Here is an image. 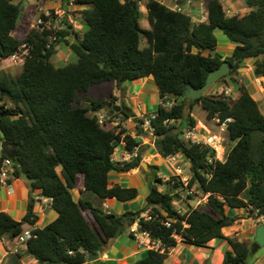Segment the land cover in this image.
<instances>
[{
  "label": "trees",
  "instance_id": "1",
  "mask_svg": "<svg viewBox=\"0 0 264 264\" xmlns=\"http://www.w3.org/2000/svg\"><path fill=\"white\" fill-rule=\"evenodd\" d=\"M141 1L147 9L150 28L141 24L138 0H75L84 6L82 36L63 29L56 43L48 48L49 32L32 28L23 36L15 34L21 5L14 0H0V62L24 42L31 47L16 77L0 70V92L10 93L9 97L0 95V126L5 133L0 142L8 140L20 160L19 165H13L15 177L27 174L35 178L31 188L40 189L58 212V217L45 227L32 229L33 236L24 244V253L41 264H90V254L99 256L109 240L136 221L142 230L150 231L152 239H160L170 248L178 240L173 228L163 221L171 218L187 243L204 247L213 239L227 240L230 247L224 252L222 264H250L254 251L251 244L225 236L223 229L238 219L232 212L237 208H245L255 217L264 216V114L246 86L240 87L234 97L204 93L191 101H187L184 91L187 85L201 87L208 73L222 64L215 29L236 43L226 56L232 71L247 59H255L254 73L264 77V0H244L249 10L242 15H229L221 0H203L207 19L198 23L190 13L161 0ZM62 41L77 59L56 65L53 56ZM214 49L216 55L212 54ZM150 76L161 98H173V105L160 104L151 120L158 151L164 158L179 153L189 161L190 185L198 183L204 192H210L208 202L188 215H178L173 203L176 195L159 189L163 179L156 172L142 209L104 212L89 200L76 201L71 189L79 175L83 176L85 190L101 199L130 201L139 195L137 187L111 185L110 174L140 166L144 149L141 139L124 128L100 124L97 112H108L109 121L112 114L122 119L132 117L137 135L146 133L144 119L136 117L127 105L122 103L120 112L108 108L103 99L76 106L78 93L105 81L121 84ZM199 109L212 122L216 116L222 120L233 118L225 134L233 145L224 161L213 159L209 163L215 155L212 149L182 138L185 127L196 125ZM122 140L127 150L139 146V153L127 161H115L113 154ZM8 157H0V166ZM146 209H150L151 219L141 216ZM38 220L31 198L21 221L0 212V237L17 241L26 230L24 225H35ZM182 220L189 226L184 227ZM167 256L168 251L149 250L147 256L131 264H164ZM93 262L108 264L102 260Z\"/></svg>",
  "mask_w": 264,
  "mask_h": 264
},
{
  "label": "crops",
  "instance_id": "2",
  "mask_svg": "<svg viewBox=\"0 0 264 264\" xmlns=\"http://www.w3.org/2000/svg\"><path fill=\"white\" fill-rule=\"evenodd\" d=\"M18 1L19 2L16 3H20L21 7H23L21 0ZM69 1L70 0H38V7L31 10H28V7L24 6V11H22V13H24V16L22 15V17H20L21 19L19 21L18 31L23 34L32 27V24H30L31 19H34L39 9L44 7L50 9L56 8L68 10ZM169 1H171L172 3L173 0ZM169 1L168 3L164 1L162 2L170 6ZM202 1L203 0L192 2L194 6L197 5V7H194L190 10V14L192 15L193 21L195 23L207 19V12H205L206 15H203L198 5V3L200 2H204ZM83 7L84 6L77 5L76 8L83 9ZM81 14L82 13H80V16ZM80 23V25L82 26L83 22ZM141 24L145 28H150V23L149 25H144L141 22ZM17 32H15V34H17ZM151 78L153 77L150 76L142 78L141 83L138 84H133L132 80L131 84L134 85V88L131 91L128 89V87L120 86L121 92L114 93V95L123 93V99L120 102H117V104L121 105L123 103L127 105L136 114V117L144 119L143 112H141V110L140 112L137 111V107L139 105H144V103L141 101L140 95L143 94L145 88L148 87L147 84H149L150 87L152 84H155L154 86L156 87L157 93L159 94L158 106L161 104L159 88L156 83L150 81L153 80ZM135 86L137 87L135 88ZM113 115L114 116L111 120L113 124H108V127H119L120 129L124 128L132 136L140 138L142 141L141 145H144V149L142 152V162H145L144 160H147L149 163H147V166H142L140 164L139 167L133 168L127 172H111L110 183L111 185L120 184L126 187H137L139 190L138 197H140L142 195L140 194L141 186L148 185L149 187L150 183L153 182L157 158L161 157V154L159 153L158 149L154 150L153 139L149 137L145 138L144 135H137V126L134 118L131 117L122 119L116 114ZM115 124L117 125L115 126ZM1 143L2 142H0V157L2 156ZM120 148L121 149L119 156L116 155L117 151L113 154V159L115 161H123L125 148L122 146H120ZM58 171L61 173V167L58 168ZM169 173H171V171ZM89 192L91 191L85 190L83 176L79 175L77 177L75 187L71 189L73 198L76 201H78L79 199H86L91 201L95 207L102 208L104 212L115 213H123L129 210H139L146 206V196L144 203L139 207H135L134 205L128 203L129 201H119L116 198L101 199L98 197V199H93L89 196ZM40 193V189L33 190L31 188V184L23 180L21 177H16L13 181H11L10 185L0 184V212H6L14 219L21 221L27 213L28 204L30 199L32 198L34 200V211L38 214L39 220L35 225L26 223L24 225V228H43L58 217V212L52 207L51 199L42 196ZM146 211L147 209L142 212V214ZM232 212L238 215V219L233 225L223 229L224 235L227 237L236 238L239 241H245L253 245L255 234L254 228H256L257 225L264 223V218L255 217L254 215L250 214V212L245 208H237ZM229 247L230 246L227 240L220 238L211 240L208 245L204 247L187 243L183 241L182 238H179L177 245L170 249L164 264H222L224 259V252ZM25 249L26 245L19 243L14 239H11L9 237H0V263L41 264L33 256L25 254ZM148 252V249L140 246L137 243V241L130 233V228H128L123 234L109 240L104 250L94 260H102L104 262H107L108 264H131L147 256ZM94 260H88V262H90V264H95L93 262ZM250 264H264V246L255 247L250 260Z\"/></svg>",
  "mask_w": 264,
  "mask_h": 264
},
{
  "label": "built area",
  "instance_id": "3",
  "mask_svg": "<svg viewBox=\"0 0 264 264\" xmlns=\"http://www.w3.org/2000/svg\"><path fill=\"white\" fill-rule=\"evenodd\" d=\"M138 2L141 7L143 2L141 0H138ZM77 5L78 4L75 3V0H70L68 2V10H53L44 7L39 9L38 15L35 18L32 28L38 30L39 32H49L47 37L48 48L54 45L58 40L59 31L67 28L72 31H77L82 27L78 22L76 16L73 14V11L77 9ZM174 9L182 10V8L178 5H176ZM30 50V45L27 42H24L11 56L3 59L2 62H12L14 64L23 65L26 61L27 56L30 55ZM168 98V96L161 98V104L164 107H171L173 105V102H170ZM96 115L100 124H113L111 120L109 121L110 117L107 112L99 111L96 113ZM154 117L155 113H153L148 120L144 121L142 125L144 131L149 135H154L155 132V128L151 123V120ZM232 120V117L222 120L220 117L216 116L215 118H213V123L216 125L217 130H213V128L202 123L201 126L197 124L195 126H187L183 130V139L188 143L199 145L202 148L212 149L215 152V155L214 157H211L209 159V163H211L213 159L224 161L227 152L225 153V150L222 147V143L228 130V123ZM116 125L117 124H115V126ZM118 130H120L119 127ZM120 146L125 148L123 161L130 160L131 158L136 157L139 153V146H136L132 151L127 150L126 142L124 140L121 141L115 152ZM182 157L184 156L179 153L170 154L165 157L168 164L173 167V171L169 175L162 177L163 180L159 185V189L176 195L173 203L176 207L177 214L180 216H185L188 215L192 210L205 205L208 202L211 193L204 192L199 187L198 183L190 185L192 172L190 170V166L188 169H186L183 164H181ZM14 164V160L11 157L3 160L0 166V184L10 185L11 181L16 178L13 168ZM141 216L145 219H151L150 209H147V211L141 214ZM260 217L264 218V216ZM175 222V219L167 218L163 221V224L167 227L173 228V235L178 240L179 238H181V236L178 232V226L175 225ZM182 225L184 227L189 226V224L185 220H182ZM130 233L140 246L145 247L148 250H159L161 252L168 251L169 253L170 249L172 248H167L162 245L160 239H152L150 231L142 230L141 225L138 221L134 222L131 225ZM32 236V229H26L17 237V241L19 243L25 244L29 239L32 238ZM70 253L73 252L70 251Z\"/></svg>",
  "mask_w": 264,
  "mask_h": 264
},
{
  "label": "rangeland",
  "instance_id": "4",
  "mask_svg": "<svg viewBox=\"0 0 264 264\" xmlns=\"http://www.w3.org/2000/svg\"><path fill=\"white\" fill-rule=\"evenodd\" d=\"M15 2H19L18 0H14ZM166 3H168L169 0H162ZM225 10L229 15L233 14H245L248 12L249 8L246 5L244 0H221ZM22 6L28 7V10L35 9L38 7V0H21ZM170 6L173 8L178 5L179 7L182 8L183 11H186L188 13H191V9L194 7H197V5H193L191 1L187 0L185 2H182V0H173L172 3L169 1ZM203 2V1H202ZM200 11L202 12L203 15H206V5L205 3H198ZM23 7H21V15L24 16V11ZM53 10H57L56 8H51ZM82 9L77 8L76 10L73 11V14L76 16L78 22H82V14L80 16ZM140 11L142 12V18L141 22L144 25H149V19H148V14H147V9L144 4L141 5ZM35 15L34 19H31L30 24H34L35 18L38 15ZM79 17V18H78ZM21 19V18H20ZM19 19V21H20ZM81 24V23H80ZM32 29V27L30 28ZM29 31V30H28ZM77 32V33H76ZM75 32V35L78 34L79 36H82L84 32V26L80 29H78ZM27 32L21 34L20 31L17 32V35L23 36ZM215 35L217 36L218 39V45L217 49L218 51L222 52L223 55L227 56L230 55L233 51V49L236 46V43L231 41L220 29H215ZM146 42L143 41V44ZM57 52L53 56V62H55L56 65H65L69 62L76 61L77 57L70 48L66 44V42L62 41L57 45ZM254 63L255 59H247L246 61L243 62L242 67L238 68L236 71H232V69L220 80H218L216 83L212 84L209 89L205 92L206 94H225L230 97L236 96L237 93H239V88L242 86H246L249 91L251 92L252 96L258 101L259 106L261 108L262 113L264 114V79L259 78L255 75L254 73ZM5 67V68H3ZM23 65L21 64H14L12 62H0V70L12 77H16L22 70ZM153 79V78H151ZM132 80H127L124 83L118 84L117 81H105L99 84H95L89 88L87 92H79L77 95V101L75 102V105H80V106H87L89 102L93 99L98 100V99H103L108 102H120L123 99V93L114 95V93H120V86L123 87H128V89L131 91L134 88L133 84H138L141 83L142 79H135L132 81L133 84H131ZM150 81H154L150 80ZM155 85V84H154ZM153 84L151 87L149 84H147V88H145V91L143 94L140 95L141 101L144 103L143 106L139 105L137 107V111L143 112L144 114V121L148 120L150 116L155 113L158 109V99H159V94L157 93V89ZM137 86H135L136 88ZM155 87V88H154ZM136 100V99H135ZM170 102H173V98H168ZM130 102V101H129ZM132 104V103H131ZM201 109L197 110L196 116V124L201 126V122L204 123L205 125L213 128V130H217V128L214 126L213 122L210 120H207L206 117L202 115V112L200 111ZM106 112V111H105ZM108 114V112H107ZM112 117L114 116L113 114L111 115ZM201 120V121H200ZM147 127V125H146ZM145 138H151L154 140V150L158 149V144H157V138L154 135H149L147 133L144 134ZM183 138V135H182ZM152 141V140H151ZM222 147L225 150V153L232 147L233 143L230 141L224 139L222 143ZM120 147L117 149L116 155H120ZM146 163H149L147 160H144ZM181 164L188 169L189 168V161L185 158L182 157L181 159ZM158 169H155V172L160 176L164 177L168 174L169 172L173 171V167L168 164L166 159L164 157H158L157 158V164ZM134 179V178H133ZM149 187L148 185L141 186L140 188V194H142L140 197H137L133 200H130L128 203L131 205H134L135 207H139L141 204L144 203L145 201V196L147 194ZM89 196L92 197L93 199H98V196H96L93 192H89ZM144 196V197H142ZM252 247V245H251Z\"/></svg>",
  "mask_w": 264,
  "mask_h": 264
},
{
  "label": "water",
  "instance_id": "5",
  "mask_svg": "<svg viewBox=\"0 0 264 264\" xmlns=\"http://www.w3.org/2000/svg\"><path fill=\"white\" fill-rule=\"evenodd\" d=\"M209 51V49H208ZM212 54L216 55L217 54V50H212ZM222 64L210 71L207 75L206 78V82L201 86V87H194L192 85H187L184 94L185 97L187 99V101H191L192 99L195 98H200L208 89L209 87L216 83L218 80H220L222 77H224L231 69H232V64L226 60V56L222 55ZM262 79H264V77H262ZM1 96H10V93L7 91L2 90L0 92ZM108 108H112L117 112H120L122 110V107L120 104H117L115 102H108L107 104ZM0 136L5 137V133L3 131V129L0 126ZM3 154H7L8 156H10L11 158H13L14 163L19 165L20 164V160L16 157L15 155V151L13 149L10 148V144L8 140H3L1 143V155ZM142 166H147L146 162H142L141 163ZM21 178L27 182H29L30 184H32L35 181V178L30 177L27 174H23L21 176ZM260 246H264V223H261L259 225H257L256 230H255V234H254V244L252 245L251 249L254 250L255 247H260ZM97 256L94 254H90L89 255V260H94L96 259ZM72 264H77V263H72ZM244 264V263H241Z\"/></svg>",
  "mask_w": 264,
  "mask_h": 264
}]
</instances>
